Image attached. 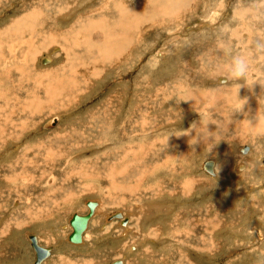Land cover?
<instances>
[{
    "label": "rangeland",
    "instance_id": "rangeland-1",
    "mask_svg": "<svg viewBox=\"0 0 264 264\" xmlns=\"http://www.w3.org/2000/svg\"><path fill=\"white\" fill-rule=\"evenodd\" d=\"M178 2L0 0V264H34L30 233L40 264H264V15ZM99 33L131 44L105 59Z\"/></svg>",
    "mask_w": 264,
    "mask_h": 264
},
{
    "label": "bare ground",
    "instance_id": "bare-ground-1",
    "mask_svg": "<svg viewBox=\"0 0 264 264\" xmlns=\"http://www.w3.org/2000/svg\"><path fill=\"white\" fill-rule=\"evenodd\" d=\"M164 1V0H163ZM184 2H185V0H183ZM188 1H190V0H188ZM177 2H178V0H177ZM179 3V2H178ZM121 5V4H120ZM179 5V4H178ZM181 6V5H180ZM139 6H136L135 8H133V9H131L132 11H134L135 12V15H136V13H141V16L139 17H137V18H135V19H133V17H132V19L133 20H131L130 19V21H132V24H130L131 25V27L132 28H134V31L136 30V28L138 27V24H140V22H141V19L142 18H144V17H149L148 16V12H143V9H139L138 8ZM114 8V7H113ZM121 8V7H120ZM166 8V7H165ZM36 10V9H35ZM159 11V10H158ZM161 11H162V13L164 12V14L165 13H169V12H167L166 10H164V9H161ZM160 11V12H161ZM108 12V11H107ZM110 12V11H109ZM120 12H122L121 14H126V15H128L130 12H129V9H126L125 10V8H121L120 9ZM112 13V12H111ZM133 13V12H132ZM131 13V14H132ZM156 13V12H155ZM161 13V14H162ZM109 14V13H108ZM116 14H117V12H116ZM30 15V14H29ZM167 15V14H166ZM37 15H34V18L32 19V22L34 21V20H36V17ZM113 16V15H112ZM159 16V15H158ZM32 17V16H31ZM107 17V16H106ZM128 17V16H127ZM136 17V16H135ZM124 18V17H123ZM139 18V19H138ZM91 19V18H90ZM106 19V18H105ZM115 20H117L118 21V19H116L115 18ZM120 20V19H119ZM128 20H129V18H128ZM19 21H21L20 22V24H29L30 23V21L29 20H27V18H21V19H18L17 20V22H19ZM46 21V20H45ZM96 21V20H95ZM94 21V22H95ZM101 21H102V19H101ZM104 21V20H103ZM120 21H122V20H120ZM124 21H125V19H124ZM130 21H128V22H130ZM143 21V20H142ZM16 22V23H17ZM36 22V21H35ZM89 22V21H88ZM123 22V21H122ZM126 22V21H125ZM124 22V23H125ZM38 23V22H37ZM118 23V22H117ZM32 24V23H31ZM89 24H91V23H88V25ZM94 24V26L95 25H97V24H95V23H93ZM93 24H92V26H93ZM102 24V23H101ZM121 24V23H120ZM128 24V23H127ZM124 25V24H123ZM26 26V25H25ZM86 26V25H85ZM129 26V25H128ZM140 26V25H139ZM16 27H18V26H16ZM119 27H121V26H119ZM122 27H126V26H122ZM91 28V27H90ZM127 28V27H126ZM20 29V28H19ZM33 29V28H32ZM123 29V28H122ZM102 30V29H101ZM125 30V29H124ZM124 30H123V33H124ZM138 30H140V29H138ZM88 31H91V30H88ZM87 31V32H88ZM105 31V30H104ZM116 31V30H115ZM127 31H129V29H127ZM126 30H125V32H127ZM132 31V30H131ZM118 32V31H117ZM90 33V32H89ZM113 33V32H112ZM121 33H122V31H121ZM128 33V32H127ZM81 34V33H80ZM103 34L102 33H99V34H97V36H100L98 39H101ZM125 35V34H124ZM107 36H109L108 34H107ZM113 36V35H112ZM132 36V35H131ZM131 36H125L122 40L124 41V42H122V41H120L119 39H116V41L114 40V39H111V38H108V37H105L100 43H99V51H100V54L106 59V58H115V56H117V55H122V53H121V49L122 48H128V47H125V46H128V44L130 43V41H131V39H132V37ZM134 36V35H133ZM48 37V36H47ZM131 37V38H130ZM111 40H114V42H116V43H118L119 41H120V43H122V45L121 44H119L118 43V45H116L114 42L112 43V41ZM118 41V42H117ZM95 43H97V42H95ZM84 44V43H83ZM131 44V43H130ZM129 44V45H130ZM70 45V44H69ZM94 44H92L91 46H93ZM94 47V46H93ZM130 47H132V46H130ZM65 49V48H64ZM109 49H114V50H109ZM130 49V48H129ZM129 49H126V50H129ZM94 50V49H93ZM125 50V51H126ZM96 51V50H95ZM121 53V54H120ZM43 56V55H42ZM48 56V55H47ZM51 57H53V56H51ZM51 57L50 56H48V60L50 61L51 60ZM66 57V56H65ZM94 57V56H93ZM118 58V57H117ZM98 59L99 58H97V61H98ZM100 60V59H99ZM103 60V59H102ZM46 60H44L43 62L44 63H47V62H45ZM92 62H95V59H92ZM100 62V61H99ZM106 62V61H105ZM87 65V64H86ZM93 65V64H92ZM101 67V66H100ZM99 69V68H98ZM95 70V69H94ZM100 74V73H99ZM137 86V85H136ZM138 100H139V98H138ZM239 105V104H238ZM134 111V110H133ZM145 122V121H144ZM10 123L9 122H6V125H9ZM2 125V124H1ZM10 125H12V124H10ZM1 130V129H0ZM6 131V130H5ZM6 133V132H5ZM6 135V134H5ZM4 135V136H5ZM183 140V139H182ZM182 140H181V142H182ZM173 142V141H172ZM168 146V145H167ZM247 149H248V146L247 147H245V152L247 151ZM171 150V149H170ZM173 152V151H172ZM165 153V152H164ZM163 153V154H164ZM168 154V153H167ZM171 155V154H170ZM215 161L213 160V164H212V170H213V172H210V173H212V174H215V169H214V167H215ZM207 170V169H206ZM208 171V170H207ZM94 201H96V205H95V207H94V212H93V214L99 209V205H100V203H99V201H97V200H94ZM81 214V213H80ZM93 214L91 215V217L93 216ZM91 217L89 218V221H90V219H91ZM111 217H112V215H111ZM113 218H115V217H113ZM127 218H130V215H128L127 213H123L122 211H120V216H118V218L117 219H121V221H123L124 223L127 221ZM89 221H88V224H89ZM70 224V223H69ZM88 224H87V226H88ZM128 225H129V222H128ZM128 225H122L124 228H127L128 229ZM71 226V225H70ZM87 226H86V228H87ZM72 227V226H71ZM86 228L84 229V231L86 230ZM84 231L82 232V240L81 241H79V242H74V241H71V240H69V238H68V240L70 241V242H72V243H74V244H76V243H80V242H82V241H84L83 240V238H84ZM36 240H37V242L39 243V239L37 238V236H36ZM50 254V253H49ZM48 254V255H49ZM47 255V256H48ZM46 256V257H47ZM45 257V258H46ZM44 258V259H45ZM44 259H42V261L44 260ZM41 261V262H42ZM121 262L123 261L124 262V259H122V260H120ZM40 262V263H41ZM39 263V264H40ZM121 264H123V263H121Z\"/></svg>",
    "mask_w": 264,
    "mask_h": 264
},
{
    "label": "water",
    "instance_id": "water-1",
    "mask_svg": "<svg viewBox=\"0 0 264 264\" xmlns=\"http://www.w3.org/2000/svg\"><path fill=\"white\" fill-rule=\"evenodd\" d=\"M56 119L57 118L54 117L52 119V123H55ZM212 164H213L212 158H207L202 163L203 168L207 169L209 172H213ZM86 204L88 206V210L85 213L80 214L74 212L69 219V223L72 226V230L68 234V238L71 241L79 242L82 240V232L86 228L89 218L94 212L96 201L87 200ZM118 216H120V211L112 212V217H118ZM28 238L35 253L33 262L34 264H39L42 261V259H44L50 253V246H43L39 244L36 240V235L34 233H30L28 235ZM121 263L122 262L120 261V258H115L110 262V264H121Z\"/></svg>",
    "mask_w": 264,
    "mask_h": 264
},
{
    "label": "clouds",
    "instance_id": "clouds-1",
    "mask_svg": "<svg viewBox=\"0 0 264 264\" xmlns=\"http://www.w3.org/2000/svg\"><path fill=\"white\" fill-rule=\"evenodd\" d=\"M254 4L257 6L258 16L264 15V0H254ZM257 52H264V42H257L255 45ZM264 59V56L261 57ZM231 78L233 79H244L245 81L249 80V61L247 57L236 55L232 57L231 61Z\"/></svg>",
    "mask_w": 264,
    "mask_h": 264
}]
</instances>
